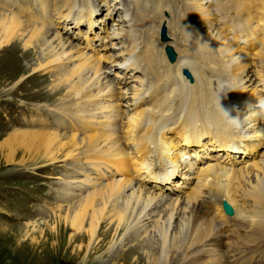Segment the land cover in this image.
Returning a JSON list of instances; mask_svg holds the SVG:
<instances>
[{"label":"bare ground","instance_id":"obj_1","mask_svg":"<svg viewBox=\"0 0 264 264\" xmlns=\"http://www.w3.org/2000/svg\"><path fill=\"white\" fill-rule=\"evenodd\" d=\"M34 2L43 11L50 8L48 0H34ZM55 5H57L56 0ZM76 6V0H63L57 18H72L77 24L84 22L87 19L85 13ZM89 6L93 8V4H89ZM98 10L99 8L95 6L94 11ZM28 13L30 12L25 11L23 7L6 8L4 0H0V50L5 48L11 50L19 44L24 49L36 48V44H39L41 49L37 48L35 51L36 55L39 54L36 57L38 59L37 68L43 72H53L52 74L58 80L57 84L53 82L55 91L66 85V94L75 90L87 92L90 88L104 82L109 83L107 87L110 89V73L107 72L104 65L94 60L92 54L85 51L79 52L80 46L77 42L71 41L72 37L59 30L53 31L44 25L27 20L26 14ZM47 18L50 19L49 16ZM36 21L38 20L36 19ZM88 21L93 24L98 19L93 18ZM216 38L225 49L231 46L227 39H222L219 35H216ZM49 44H57V46H52L51 52L54 51V53L48 54V59L43 60L42 57L47 56L45 51L48 52ZM235 51L233 49L229 52L234 58L236 57ZM71 62H74L73 65L70 64ZM249 64L248 60L241 63L242 69L245 71L244 74L250 80L251 71L246 69ZM240 79L246 82L244 78L240 77ZM141 115L142 109H139L137 113L124 114L125 119L135 123L140 120ZM37 127L22 129L27 131H17V129L15 130L17 133L12 135L11 139L21 145L28 146L31 150L34 149L36 153H39L40 150L44 152L43 157L50 159V162L60 169L58 174L66 173L63 171L66 165L58 166L56 161L72 158L73 162H76L81 158L82 150L87 146L100 144L96 147L97 149H103L110 153L122 149L118 133L114 131L101 130L79 135L69 131L60 133L59 130H52L44 125ZM60 153H65L66 158L59 159L58 154ZM255 162H257L255 169L244 164L223 166L219 173L220 183L210 189L211 192L226 196L235 204H238L236 192L239 188L242 189L243 196L250 198L249 204L242 205V207L251 208V205L254 204L258 209L257 213L251 216L253 222L248 229L251 236L264 235V207H262L264 202V167L259 160H255ZM70 168L73 170V166ZM55 177H59V175H55ZM70 179L72 180V176ZM67 189L76 192L73 188L67 187ZM80 196L74 202H80L79 205L84 207L80 209V212L82 215H88L89 229L92 235L96 234L107 210L112 217L117 219L119 225L122 224L127 229H133V233H131L133 240L143 236L149 238V243L146 244L147 249L144 251V254L147 255L145 264H227L220 254H213L214 251H222V247L227 244L231 249L235 239H229L226 244L215 241L212 244L214 249L206 253L202 243L207 241L214 231L222 232L223 230L203 210L191 192L174 196L150 186L135 184L130 178L118 176ZM61 197L70 198L67 193ZM74 202L70 201L69 203ZM89 209L92 210L91 213H88ZM145 240L147 241V239ZM128 249L135 250V247ZM232 251H237V249L234 248ZM119 257L121 260L122 254ZM126 259L125 255L124 260ZM124 264H129V261Z\"/></svg>","mask_w":264,"mask_h":264},{"label":"rangeland","instance_id":"obj_2","mask_svg":"<svg viewBox=\"0 0 264 264\" xmlns=\"http://www.w3.org/2000/svg\"><path fill=\"white\" fill-rule=\"evenodd\" d=\"M49 45L43 60L54 53L52 46H57ZM37 48L41 49L39 44L28 49L19 44L11 50H0V100L26 98L29 102L52 99L67 92L66 85L57 91L53 89L58 80L52 71L43 72L37 68ZM15 130L3 129L0 125V264H124L126 261L145 264L144 251L149 238L143 236L133 240V229L119 225L107 210L96 234L92 235L88 215L80 212L84 207L74 202L81 196L57 198L66 194L65 188L60 186V175L69 178L65 187L72 188L69 173L58 174L60 169L43 157L44 152L36 153L11 139L17 131H27ZM58 158H66L65 153L58 154ZM71 159L56 162L58 166H65ZM65 206L67 208L59 209ZM91 212L89 209L88 213ZM134 247L135 250L128 249ZM231 249L234 250V246Z\"/></svg>","mask_w":264,"mask_h":264}]
</instances>
